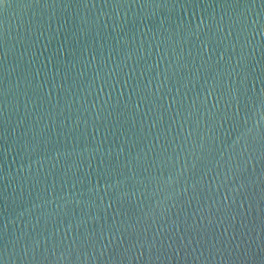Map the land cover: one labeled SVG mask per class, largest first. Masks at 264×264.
Here are the masks:
<instances>
[{
	"label": "water",
	"instance_id": "obj_1",
	"mask_svg": "<svg viewBox=\"0 0 264 264\" xmlns=\"http://www.w3.org/2000/svg\"><path fill=\"white\" fill-rule=\"evenodd\" d=\"M0 264H264V0H0Z\"/></svg>",
	"mask_w": 264,
	"mask_h": 264
}]
</instances>
